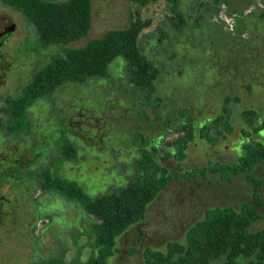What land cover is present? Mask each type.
<instances>
[{
	"label": "rangeland",
	"instance_id": "1",
	"mask_svg": "<svg viewBox=\"0 0 264 264\" xmlns=\"http://www.w3.org/2000/svg\"><path fill=\"white\" fill-rule=\"evenodd\" d=\"M262 7L261 0L214 6L184 0L181 10L187 23L179 29L165 1L143 6L129 0H93L88 36L65 46L81 48L111 30L126 29L132 17L148 23L140 47L161 70L154 91L150 89L154 99L129 82L126 62L118 58L106 78L69 84L37 100L22 127L26 134L14 138L0 131V264H63L76 253L83 252L84 260L91 255L83 211L45 192L35 181L37 173L60 172L98 197L126 187L146 150L170 171L167 187L149 206L145 220L118 239V253L110 264H145L147 248L164 252L169 242L185 244L188 229L208 210H239L253 203L254 184L244 175L232 178L227 168L245 156V146L264 143V27L248 22L251 32L243 28L237 33L238 25ZM3 16L16 27L1 50L4 119L5 99L16 97L61 49L43 50L34 26L0 3V24ZM250 36L251 44L243 48L242 40ZM40 53L43 62L37 67ZM226 98L232 99L227 125L214 127L224 114ZM247 110L258 113L254 127L259 132L246 123ZM182 117L193 120L192 136L183 130ZM180 140H187L184 154ZM67 149L73 150L70 160L64 157ZM255 176L261 182L263 220L252 232L264 228V161ZM138 230L146 234L142 245L133 241Z\"/></svg>",
	"mask_w": 264,
	"mask_h": 264
},
{
	"label": "trees",
	"instance_id": "2",
	"mask_svg": "<svg viewBox=\"0 0 264 264\" xmlns=\"http://www.w3.org/2000/svg\"><path fill=\"white\" fill-rule=\"evenodd\" d=\"M129 1L146 6L158 0ZM162 1L170 5L175 26L183 29L187 23L186 14L181 10L184 0ZM205 1L212 6L223 1L229 3V0ZM261 1L263 7L257 10V16L251 15L243 25H238V34L243 28L251 32L248 22L264 27V0ZM92 2L0 0L2 5L21 13L34 26L43 50L61 49L49 64L33 74L30 82L16 97L6 98L5 116L4 119L0 118V131L10 136L26 134L22 127L29 123L28 109L37 100L52 96L69 84H85L89 79L106 78L109 66L118 58L126 62L129 82L149 93L147 97L150 100L154 99V86L161 70L140 47V36L148 23L132 17L126 29L111 30L81 48L65 46L88 36L92 26ZM252 39L250 36L248 40H242L245 42L242 47L250 45ZM262 41L264 43V36ZM231 101L230 98L226 99L224 114L213 122L214 127L227 125L226 118L230 113L228 104ZM257 117L258 113L254 110L244 113V119L254 132L261 130L254 127ZM262 127L264 129V123ZM182 128L192 136L193 124L182 125ZM179 143L183 153L188 145L187 140H180ZM245 150L246 154L240 162L227 169L232 178L244 175L254 184L253 203H245L239 210L233 207L208 210L204 219L189 229L185 244L169 243L164 252L148 248L144 252L145 264H214L221 261L224 264H264V228L257 232L251 231L255 223L263 220L259 210L263 206L258 188L260 182L250 174L264 161V143L249 144ZM153 151L156 152L154 148ZM63 152L66 160L73 157L72 149ZM146 152L147 155L142 158L136 171L132 172L133 179L126 187L98 197L89 196L77 182L63 178L60 172L37 173L35 181H40L45 192L54 193L78 205L88 220L87 248L91 255L84 260L83 252L76 253L69 262L63 264H110L109 260L118 253V239L145 219L149 205L167 187L170 178L168 170L153 157L151 151ZM80 248L83 250L86 246Z\"/></svg>",
	"mask_w": 264,
	"mask_h": 264
},
{
	"label": "flooded vegetation",
	"instance_id": "3",
	"mask_svg": "<svg viewBox=\"0 0 264 264\" xmlns=\"http://www.w3.org/2000/svg\"><path fill=\"white\" fill-rule=\"evenodd\" d=\"M2 20L4 21L3 23H1L0 24V59L2 58V55H3V53L1 52V50L3 49V47L6 45V43H7V41L9 40V37H10V35L13 33V32H15L16 31V27H15V25L11 22V20H7L4 16L2 17ZM33 35L34 36H36L35 34H34V32H33ZM37 37V36H36ZM39 56L40 57H38V61H36V64H35V66H37V67H39L40 66V64L43 62V59H42V53H40L39 54ZM5 63H2L1 62V66H3ZM1 66H0V68H1ZM160 69V68H159ZM1 70V69H0ZM3 70V69H2ZM35 71V70H34ZM33 75V74H32ZM161 75V74H160ZM3 76V75H2ZM0 78H1V75H0ZM30 82V81H29ZM28 82V83H29ZM0 83H1V81H0ZM24 87V86H23ZM22 89V88H21ZM226 99H229V98H226ZM226 99H225V103H226ZM6 100V99H5ZM162 101V105L164 106V99H162L161 100ZM32 106V105H31ZM30 106V107H31ZM29 107V108H30ZM189 111V110H188ZM189 113H191V112H189ZM192 116V115H191ZM183 118V117H182ZM247 123V122H246ZM192 125V120L191 121H188L187 119H185V118H183V120H182V125ZM248 124V123H247ZM8 136H10V135H8ZM12 137H14V136H12ZM15 137H18V136H15ZM14 137V138H15ZM19 165V164H18ZM20 166V165H19ZM258 166V165H257ZM256 166V167H257ZM21 167V166H20ZM24 167V166H23ZM164 168H166L165 166H163ZM256 167L253 169V171L251 172V173H253V177L256 179V176H255V170H256ZM167 169V168H166ZM168 170V169H167ZM170 171L168 170V173H169ZM257 180V179H256ZM249 181V180H248ZM257 181H259V180H257ZM249 182H251V181H249ZM260 182V181H259ZM252 183V182H251ZM260 185H261V182H260ZM260 185L258 186V188H259V190H260ZM254 190V189H253ZM260 195H261V190H260ZM155 201V200H154ZM153 203V202H152ZM151 203V204H152ZM150 204V205H151ZM149 205V206H150ZM149 208V207H148ZM148 210V209H147ZM146 217V216H145ZM145 220V219H144ZM143 220V221H144ZM138 225V224H137ZM135 226V225H134ZM134 226H132V227H134ZM131 227V228H132ZM130 228V229H131ZM130 229H128L127 231H129ZM190 229V228H189ZM189 229H188V231H189ZM127 231L123 234V235H125L126 233H127ZM188 231H187V233H188ZM122 235V236H123ZM142 235V237L140 238V236ZM121 236V237H122ZM145 236H146V234L145 233H141V232H139V230H138V234L137 235H135V237H134V243H139V244H141L142 245V242H143V239L145 238ZM120 237V238H121ZM119 238V239H120ZM119 241V240H118ZM169 243H172V242H169ZM168 243V244H169ZM168 244L166 245V248H167V246H168ZM148 249V248H147Z\"/></svg>",
	"mask_w": 264,
	"mask_h": 264
},
{
	"label": "crops",
	"instance_id": "4",
	"mask_svg": "<svg viewBox=\"0 0 264 264\" xmlns=\"http://www.w3.org/2000/svg\"><path fill=\"white\" fill-rule=\"evenodd\" d=\"M54 1H58V2H66L68 0H54Z\"/></svg>",
	"mask_w": 264,
	"mask_h": 264
}]
</instances>
